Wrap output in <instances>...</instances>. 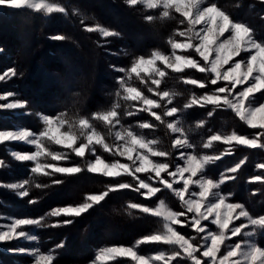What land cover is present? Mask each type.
Instances as JSON below:
<instances>
[{
    "label": "snow or ice",
    "instance_id": "snow-or-ice-1",
    "mask_svg": "<svg viewBox=\"0 0 264 264\" xmlns=\"http://www.w3.org/2000/svg\"><path fill=\"white\" fill-rule=\"evenodd\" d=\"M259 2L264 4V0ZM125 3L131 7L143 5L145 9L155 10L156 15L144 16L147 22L176 19L178 25L184 26L183 29H174L173 35L167 40L171 46V54L155 50L148 56L135 57L129 68H115L117 72L124 73L117 78V101L108 110L98 111L90 116L69 119L67 112L56 115L33 112L26 99L16 98L0 103V110H20V117L34 115L43 125L39 131L23 127L0 130V144L23 142L34 146L35 151L10 152L16 161L32 162V174L51 178L56 174L74 175L86 170L106 177L129 176L134 181L109 184L106 191L86 195L82 203L52 209L47 216L67 217L50 225L52 227L71 225L75 217L99 205L111 192L131 189L146 199L154 197L161 193L162 189L153 186V182H158L163 189L178 199L182 211L173 210L164 200H160L156 207L141 203L128 205L131 209H138L141 213L158 217L162 221L161 230L145 236L137 241V244L167 245L169 251L161 250L153 255H142L133 247L103 248L91 264L115 255L130 257L135 264H264V247L257 242V237L264 234V215H254L243 203L229 202L231 194H223L220 191L225 181L237 179L234 174L241 169L247 157L226 170L233 175L221 173L217 180L205 174L208 165L214 164L225 155H232L234 146L264 152V38L258 37L252 26L234 18L228 10L219 6L216 0H125ZM0 7L31 10L34 13H43L46 17L50 14L68 15V9L57 0H0ZM173 13H178L179 18ZM85 30L99 32L103 37L120 35L119 32L99 24L85 26ZM51 38L65 40L68 37L57 34ZM169 69L171 73H185L186 69H195L204 74V77L196 79L183 76L180 77L182 83L208 90L199 96L193 93L182 108L173 105L179 93L161 87L170 74ZM16 75L15 69H8L0 74V81ZM133 76L158 99L145 95L140 88L133 86L130 83ZM15 96V93L8 92L0 95V100L7 101L9 97ZM120 100L136 102L131 105L134 110L127 111L124 115L135 116L137 112H146L154 121L176 134L171 142V151L159 147V137L148 138L144 133L134 130V127L155 130V122L144 120L135 126H123L119 111ZM208 105L212 106V110L207 112L208 117H212L216 109H230L243 124L257 131L250 135L240 134L235 130L229 134L210 135L203 143V148L210 149L213 142L217 141L229 146L219 154L184 151L195 150L197 146L189 139L188 132L191 129L185 130L181 114L194 106L206 108ZM93 121H101L109 129L112 143L97 130ZM204 124L205 121L202 120L198 122L197 127H203ZM117 125H120L119 129ZM48 144L60 145L80 158H84L88 153L94 159H89L85 167L78 164L61 166L59 162L69 160V153L52 151ZM96 146L113 157H123L131 163H121L119 159L107 162L97 154ZM167 157L183 161V164L153 159ZM49 158L56 163L47 162ZM6 166L5 162L0 160V167ZM256 168L264 169V162L258 163ZM138 173L146 174L147 178L142 179ZM250 180L264 182V175H255ZM62 183L61 179H51V184H36L35 187L49 188ZM30 184L31 178L9 183L6 187L13 190L18 197L24 198L29 196L27 186ZM36 202L34 199L28 200L29 204ZM44 220V216L12 219L11 223L0 227V243L20 238L36 241L37 235L25 231L24 228L49 226L43 223ZM236 221L240 223L236 224ZM209 225H214L217 231H213ZM178 227L191 229L196 235L186 234L178 230ZM63 246L61 242L56 245V249ZM56 249L43 252L39 247H20L9 251L34 257V264H54L57 259Z\"/></svg>",
    "mask_w": 264,
    "mask_h": 264
},
{
    "label": "trees",
    "instance_id": "trees-1",
    "mask_svg": "<svg viewBox=\"0 0 264 264\" xmlns=\"http://www.w3.org/2000/svg\"><path fill=\"white\" fill-rule=\"evenodd\" d=\"M57 2L68 9L67 16L50 14L46 17L43 13H34L31 10L0 7V74L8 69H15L17 72L16 76L0 81V92H13L16 98L28 100L33 112L46 115L67 112L69 119H74L108 110L118 99L115 95L119 88L117 78L124 75L115 68H129L135 57L148 56L157 49L170 52L171 46L167 43L169 36L173 35L174 29L184 27L178 25L176 19L147 22L144 16L156 15L157 12L145 9L143 5L131 7L125 3V0H57ZM216 2L228 10L234 18L247 21L246 23L250 22L256 34H261L264 38V18H262L264 4L259 0H216ZM228 2H233L234 7H228L226 5ZM173 15L179 18L178 13ZM96 24L117 31L120 35L103 37L99 32L85 30V26ZM57 34L68 38L65 40L51 38ZM168 71L170 74L161 87L179 93L173 105L182 108L191 99L193 93L196 95L203 93V90L196 86L183 84L180 77L191 76L201 79L204 74H198L195 69H186L185 73H171L170 69ZM200 75L202 77L198 78ZM133 82L132 85L138 84L134 76ZM119 103L122 125L135 126L138 122L148 120L141 113L135 116L124 115L125 112L134 110L131 107L133 102L120 100ZM210 110H212L211 105L206 108L194 106L181 114L185 130L191 129L188 136L197 146V153L204 151L220 153L229 147L217 141L213 143L212 148H203L202 145L207 140L205 138L214 133L235 130L240 134H251V129L230 109H216L213 116L208 117L207 112ZM4 113L0 110V129L12 127L11 119ZM202 120L205 121L204 126L197 127L198 122ZM16 121L21 122L22 126L35 130L39 129L41 124L39 118L34 115L19 116ZM93 123L97 130L109 139V129L101 121H93ZM155 123L157 124L155 130L140 129L139 132L144 133L148 138L159 137L161 142L159 147L171 151L174 134L159 122L155 121ZM10 145L25 150L14 142ZM97 147V154L104 155L103 149ZM69 156L70 162L81 167H85L87 161L93 158L86 154L84 158L73 159L75 154L71 152ZM244 157H247V160L234 174L237 179L225 181L220 191L224 194L230 193V200L251 207L250 210L257 212L255 214L264 213V207L259 206L260 201L264 199V182L250 180L255 175H264V169L256 168L258 163L264 162V152L261 150L234 146L232 155H225L214 164L208 165L205 174L213 179H219L221 173L233 175L226 170ZM0 158L9 169L6 175L0 174V180L12 183L19 181V178L23 180L31 178V184L27 186L28 197L20 198L6 187L0 188V195L5 197V206L7 205L11 212L18 216H45L55 207L80 203L88 194L106 191L109 184L134 183L129 176L106 177L86 170L74 175L56 174L50 178L32 174L30 166L25 162L16 165L18 161L14 158L12 161H9L10 158L1 156ZM164 159L166 162L174 161L173 157ZM51 179H61L63 183L49 188L35 187L36 184H51ZM156 198L157 200L161 198L174 209L181 210L177 203L178 199L169 191L163 190L156 196L146 199L131 189L118 190L109 193L99 205H95L81 215L76 222L77 228L80 226L81 230L74 226L75 222L60 227H43L40 247L44 250L56 249V245L63 242L64 246L56 249L55 255L57 257L58 252L63 249V257L66 259H56V261L68 264L87 261L95 254L96 249L103 245L118 243L134 245L137 240L161 230L162 221L158 217L141 213L138 209H131L128 205L152 204ZM29 199L37 202L29 204ZM108 216L112 220L123 222L126 226L140 225V227L132 230L127 236L106 238L104 233L109 232L108 224L111 220ZM53 219L61 218L48 216L46 224L53 222ZM159 245L143 243L140 247L144 252L151 253L157 251ZM163 246L169 250V246ZM140 247L138 245L139 250ZM144 252L141 253L145 254ZM131 262L133 261L129 258H121L116 264Z\"/></svg>",
    "mask_w": 264,
    "mask_h": 264
},
{
    "label": "rangeland",
    "instance_id": "rangeland-1",
    "mask_svg": "<svg viewBox=\"0 0 264 264\" xmlns=\"http://www.w3.org/2000/svg\"><path fill=\"white\" fill-rule=\"evenodd\" d=\"M228 7H234V3L233 2H228L227 4H226ZM243 21V20H242ZM245 22V21H244ZM247 22V21H246ZM248 24L250 25V26H252V24L250 23V22H248ZM199 27V26H198ZM258 37H260V38H263V36L261 35V34H259V35H257ZM182 39V38H181ZM158 50V49H157ZM160 51H162V50H160ZM163 52H165L166 54H171V51L170 52H166V51H163ZM178 54H180L179 52H178ZM242 55H244V54H242ZM198 58V57H197ZM237 59H239V57L237 58ZM161 67H162V65H161ZM198 74H200L199 72H198ZM135 77V76H134ZM202 76L200 75V76H198V78H201ZM136 79V78H135ZM138 82V84H134L133 86H135V87H138V88H140V90L141 91H143L144 93H145V95H148L149 97H151V98H157V97H153V94L152 93H150V92H148L147 91V89L144 87V85H142L141 83H140V81L138 80V79H136ZM131 84L132 83H134L133 82V78H132V81L130 82ZM154 87V86H153ZM210 87H215V86H210ZM203 90V92L204 91H206V90H208V89H202ZM6 93H8V92H0V95H3V94H6ZM257 95H259V94H257ZM197 96H199V95H197ZM12 99H16V97H9V99L7 100V101H5V100H0V103H6V102H10ZM19 99V98H18ZM158 99V98H157ZM136 102H133V104H135ZM169 107H171L172 105H168ZM5 113V115L6 116H9V118L11 119V121H12V127H10V128H8V129H0V130H15V129H17V128H21V127H23V128H29V129H31L32 131H39L42 127H43V125H42V123L40 124V128L39 129H37V130H35L34 128H30V127H28V126H22V123L21 122H17L16 121V118H18L20 115H19V111L20 110H16L15 112H13L12 110H3ZM157 111H160V110H157ZM137 113H141V114H143L147 119H148V121H150V122H155L154 121V118L153 117H151L148 113H146V112H137ZM158 122V121H157ZM124 126V125H123ZM125 127H127V126H125ZM120 128V125H117V129H119ZM135 131H137V132H139V128H136L135 127V129H134ZM255 131H257V130H253V129H251V134L253 133V132H255ZM232 131H230V132H227V133H221V134H229V133H231ZM175 135L176 134H174V137H173V139L175 138ZM189 135V134H188ZM250 135V134H249ZM107 139V138H106ZM190 139V138H189ZM205 139H208V138H205ZM107 141L109 142V143H112L113 142V139H112V137L109 135V139H107ZM207 141V140H206ZM10 143H12V142H5L4 144H0V156L1 157H4V158H6V159H8V158H10L9 159V161H12V160H14L13 159V157L10 155V152L11 151H21V152H25V151H35V148H34V146H31V145H27V144H25V143H23V142H14V144H17V145H19V146H21L22 148H24L25 150H20V149H16V148H14V147H12L11 145H10ZM214 143V142H213ZM52 151H60V152H68V153H70V150H67V149H64V148H62L60 145H56V144H48L47 145ZM97 147V146H96ZM100 149H102V148H100ZM97 150H98V147H97ZM184 151H189V152H191V151H196V149L195 150H193V149H185ZM86 154H88V153H86ZM197 154H209V155H213V154H219V153H215V152H213V151H204V152H201V153H197ZM98 155H101V157L103 158V159H105L107 162H111L112 160H114V159H119L120 161H121V163H131V162H129V161H127L125 158H123V157H119V156H117V158H115V157H113V156H110V154L109 153H106V152H104V155H102V154H98ZM176 155V154H175ZM70 156H69V160H67V161H61V162H59L60 163V165L61 166H65V167H68V166H72V165H76V164H74V163H72V162H70ZM73 159H77V157L76 156H73ZM91 159H94V157L93 158H91ZM153 159H156V160H160V161H162V162H166L165 161V159L164 158H153ZM0 160H1V158H0ZM47 162H49V163H56V162H54V161H51L50 160V158L48 159V161ZM27 165H29L30 166V168L33 166V164H32V162H25ZM175 163H180V164H183V161H180V160H178V159H174V161H173V164H175ZM20 164V162L18 161L17 163H16V165H19ZM8 168L7 167H0V174L1 175H6L7 173H8ZM137 175H139L142 179H146L147 178V175L146 174H142V173H138ZM163 175V174H162ZM21 180H23V178H19V181H21ZM218 180V179H217ZM18 182V181H17ZM12 183H14V182H12ZM7 184H9V183H7V182H5V181H2V180H0V188L1 187H6V185ZM153 186H157V187H161V189H162V191L163 190H165V191H167L166 189H163V187L161 186V185H159V183L158 182H153ZM177 186H179V185H174V187H177ZM7 188V187H6ZM9 191H11V192H13V193H15L13 190H11V189H9V188H7ZM196 190H198V189H196ZM141 191H143V190H141ZM67 194V196H70V194H68V193H66ZM158 194V193H157ZM224 194V193H223ZM63 196H64V194H63ZM160 200H163V199H158L157 200V198H156V200L154 201V202H152V204H146V205H148L149 207H156V206H158L159 205V201ZM165 201V200H164ZM229 202H239V201H232V200H230L229 199ZM80 203H82V202H80ZM165 203L169 206V207H171L173 210H176V209H174L170 204H168L166 201H165ZM178 203V205L180 206V202L178 201L177 202ZM239 203H242V202H239ZM75 204H79V203H73V204H68V205H75ZM7 206V205H6ZM5 206V197H3L2 195H0V227H2V226H4V225H6V224H8V223H11V221H12V219H14V218H39V217H29V216H24V215H17V214H15L14 212H11V210L8 208V206L6 207ZM65 206V205H64ZM261 208H263L264 207V199L262 200V201H260V205H259ZM58 207H60V206H58ZM246 207V206H245ZM56 208V207H55ZM249 210L251 209V207H247ZM54 209V208H53ZM183 209H181L180 211H182ZM254 215H264V213H260V214H255V213H257V212H254V211H252V210H250ZM106 212V211H105ZM104 212V213H105ZM45 217V220H44V222L43 223H45L46 224V221H47V218H48V216L47 215H45L44 216ZM50 217V216H49ZM80 217L81 216H79V217H75L74 218V222L76 223L77 221H78V219H80ZM106 217H107V215H106ZM108 217H110V216H108ZM51 218V217H50ZM61 219H65V218H67V217H60ZM111 218V217H110ZM58 220H60V219H53L52 221L53 222H51L50 224H47V225H52V224H55ZM204 223H207V222H204ZM236 224H239L240 223V221H236L235 222ZM74 226L77 228V223L76 224H74ZM108 226H109V232H105L104 233V237H120V236H127V235H129L131 232H132V230H136L137 228H139L140 227V225H137V226H126V225H124V223L123 222H120L119 220H112V218H111V220H110V223L108 224ZM209 227L213 230V231H217V229L215 228V226L214 225H209ZM42 229H43V227H41V228H36V227H34V226H25V228H24V230L25 231H28L29 233H31V234H35V235H37V237H38V239L36 240V241H27V240H24L23 238H20V239H18V240H13V241H10V242H5V243H0V264H34V257H32V256H29V255H25V254H14L13 252H11V251H9V249H13V248H20V247H23V248H26V249H32V248H36V247H39L40 248V250L41 251H43V252H46V251H48V250H44V249H42L41 247H40V242L42 241V239H41V234H42ZM78 230H81V227L79 226L78 228H77ZM178 230H180V231H182V232H184V233H186V234H189V235H196L195 234V232L193 231V230H191V229H187V228H179L178 227ZM76 231V230H75ZM99 232H100V229H99ZM104 232V231H103ZM143 239V238H142ZM141 239V240H142ZM234 240L235 239H238V238H233ZM137 241H139V240H137ZM137 241L135 242L136 244H134V245H129V244H126V243H118V244H107V245H103V246H101L100 248H97L96 249V251H95V254L90 258V259H88L87 261H84V262H81V263H68V264H91V262L95 259V256L99 253V251L101 250V249H103V248H109V247H133L134 248V250H136L139 254H142V255H153V254H155V253H157L158 251H161V250H163V251H169L168 249H165V246H163V245H161V247H160V245L158 246V250L157 251H155V252H151V253H147V252H144V250L140 247V245L141 244H139V247H140V250H139V248H138V244H137ZM229 242H231V241H229ZM257 242H258V244L260 245V246H262V247H264V234H261V235H259L258 237H257ZM141 252H144L145 254H143V253H141ZM63 254H64V250L63 249H61L59 252H58V256H57V259H62V258H64L63 257ZM121 258H129V259H131L130 257H127V256H119V255H115V256H109V257H106L105 258V260H103V261H98V262H96V264H108V263H110V264H116L117 263V261L118 260H120ZM64 259H66V258H64ZM54 264H62V263H59V262H57V261H55L54 262ZM129 264H135V262L133 261V262H131V263H129ZM188 264H190V262H188Z\"/></svg>",
    "mask_w": 264,
    "mask_h": 264
}]
</instances>
